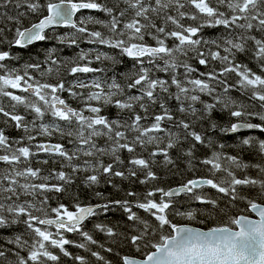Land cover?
I'll return each mask as SVG.
<instances>
[{
    "label": "snow or ice",
    "instance_id": "snow-or-ice-1",
    "mask_svg": "<svg viewBox=\"0 0 264 264\" xmlns=\"http://www.w3.org/2000/svg\"><path fill=\"white\" fill-rule=\"evenodd\" d=\"M83 10L105 18L73 19ZM0 125V264H264V0H0ZM49 159L59 170L33 167ZM116 178L146 189H97ZM78 179L96 203L71 191ZM115 210L125 230H86Z\"/></svg>",
    "mask_w": 264,
    "mask_h": 264
},
{
    "label": "trees",
    "instance_id": "trees-1",
    "mask_svg": "<svg viewBox=\"0 0 264 264\" xmlns=\"http://www.w3.org/2000/svg\"><path fill=\"white\" fill-rule=\"evenodd\" d=\"M88 14H92L94 16H97V17L101 18V19L105 18L103 13L94 12V11L90 13L88 10H83L82 13H77V15L75 16V19H78L80 15H88ZM32 19H33V22H34L35 18H32ZM28 23L29 22L26 20L25 21V26H28ZM185 23H188V21H185ZM97 27H99V26H97ZM56 31L59 32V33H64V32L71 31V29L62 27V28H56ZM219 34H220V30H214V29H206L205 30V35L207 37L215 38ZM149 42L150 43H154L150 39H149ZM54 43H55L54 41L37 42L36 44L29 46L28 49H13V51L14 52H19L24 57V60H27L29 58V56H33L34 57L36 55V53L42 52L44 48L51 47ZM81 47L87 49L88 47H96V46L95 45H88L86 43H83V44H81ZM101 48H102V50L107 51V49L104 48L103 46H101ZM75 51H77V50L76 49H64L62 54L64 56H71V55L74 54ZM240 59L243 62H245V63H249V66L252 67L255 70L256 65H255L254 62H250V60L248 58H245V57H240ZM21 63H23V61H21ZM93 66L94 67H98V66H102V65H100L99 63H94ZM120 70L121 71L124 70V66L123 65H122V67L120 66ZM200 70L204 71L205 69L203 68V66H200ZM179 71L182 72L183 69H179ZM109 75H111V73H109ZM155 75H157V76H159L160 78H163V79H168L169 78V74L168 73H164V72H158ZM234 79L235 78L232 77L230 82L234 81ZM171 90L175 91V88L173 87ZM63 96H64V98L68 99V94L67 93H64ZM204 98L208 99L207 97H204ZM69 103H71L72 106H74V107H79V105H78V103L76 101H72V100L69 99ZM169 103H170V105L175 107V104H176L175 101H170ZM18 111H20L21 113L24 112L23 108L18 109ZM155 111H157V112L159 111L158 106L155 109ZM116 112H117V109H115L114 107H109V108H107L105 110V112L103 114L108 115L111 118H116ZM28 118L31 119V116H29ZM47 119H48V117H47ZM221 119H226V117H221ZM0 126H2V125H0ZM197 130H200V129H197ZM8 132H9L10 135H12L14 137H18L17 132H19V131L8 129ZM247 134H249V133L248 132H242L241 133V135H247ZM255 134L256 135H261L259 132H256ZM261 138H264V135H262ZM37 139L39 140V139H42V138L38 137ZM52 141L53 142H57V138L53 137ZM60 142L65 143L66 146L68 147L66 140L65 141H60ZM233 142H234V137H229L227 139V141H226V143H228V144H231ZM227 150L231 151L230 149H227ZM206 151H207L206 149L200 148V150L197 152V155L200 156L201 154L205 153ZM122 155H123V158L126 159L128 154L125 152ZM173 155L175 156L176 153L173 152ZM47 158L46 157H41V156L39 157V159H47ZM244 159L245 160H252L253 162H255L259 158L255 156V153H252V154H246L244 156ZM33 167H40V168L44 169L45 173H46L48 170L53 169V168L59 170L60 164L59 163H55L54 164L51 159H49V162H48L47 165L38 164L34 160L33 161ZM163 173H164V170L161 169L160 170V174L163 175ZM198 174L199 175H203L204 174L203 170H201ZM252 174L254 175L255 173H252ZM115 182L117 184H120V190L119 191L111 188L110 185L104 184L103 181L101 182V184L99 186H97V189L101 190V191H104L106 196L111 194L112 198H121V197H123L124 192L126 190H128V189H131V190L136 191L138 193L143 192L146 189V186H144V185H140L138 183L129 184V182H127V181L121 182L119 180V178H116ZM176 182H177L176 180L172 179L169 176L168 180H166L165 183L162 184L161 186H165V187H167V186H175ZM71 191L79 192L80 193V200L82 202H84V203H88V202L96 203L97 202V200L94 197H92L91 190L86 189L83 186V184L80 182L79 179L72 186ZM210 194L214 196L215 192L211 191ZM62 202L67 204L69 202V200H68L67 197H62ZM51 203L53 204V206H55L57 201L55 199H53L51 201ZM139 214L141 216L145 215L142 210H140ZM95 222H103V223H108V224H111V225H117L119 231H123L126 228V221L123 218L122 213L119 210H115L112 214L103 215V216H100L98 218H94L93 220H91L89 222H86L87 223L86 230H91L92 229V225ZM174 222H177V223H180V224H190V225H194V226L200 227L202 229H207L209 227L217 226L222 221L220 219H217L215 222L206 221L204 223H201L199 220L189 222V221L183 220L180 217H176ZM93 234H94V238H96L97 240H99L101 242L104 241L105 237H104V235L102 233H93ZM68 238L69 239H74V240L75 239H79V237H77L75 234H68ZM66 247H68L69 251H71L73 253L85 255L83 250L75 249L72 246H66ZM109 258L115 260V257H113V256H109ZM62 264H72V262L70 260H68L67 258H63L62 259Z\"/></svg>",
    "mask_w": 264,
    "mask_h": 264
},
{
    "label": "water",
    "instance_id": "water-1",
    "mask_svg": "<svg viewBox=\"0 0 264 264\" xmlns=\"http://www.w3.org/2000/svg\"><path fill=\"white\" fill-rule=\"evenodd\" d=\"M73 19H75V17H74ZM34 22H35V21H34ZM60 27H64V26H57V28H60ZM244 132H247V131H244ZM253 216H254V214H253ZM187 226H189V227L200 228V227H197V226H194V225H190V224H187ZM200 229H202V228H200ZM207 229H208V228H207ZM207 229H202V230H207Z\"/></svg>",
    "mask_w": 264,
    "mask_h": 264
},
{
    "label": "rangeland",
    "instance_id": "rangeland-1",
    "mask_svg": "<svg viewBox=\"0 0 264 264\" xmlns=\"http://www.w3.org/2000/svg\"><path fill=\"white\" fill-rule=\"evenodd\" d=\"M121 67H122V65H121ZM73 107H74V106H73ZM48 119L50 120L51 117L49 116ZM68 147L71 148V145H68ZM40 156H41V157H46V158H47V155L44 154V153H41V154L39 155V157H40Z\"/></svg>",
    "mask_w": 264,
    "mask_h": 264
},
{
    "label": "flooded vegetation",
    "instance_id": "flooded-vegetation-1",
    "mask_svg": "<svg viewBox=\"0 0 264 264\" xmlns=\"http://www.w3.org/2000/svg\"><path fill=\"white\" fill-rule=\"evenodd\" d=\"M18 136L21 135L22 133L21 132H17Z\"/></svg>",
    "mask_w": 264,
    "mask_h": 264
}]
</instances>
